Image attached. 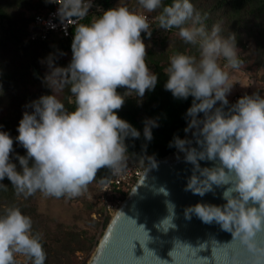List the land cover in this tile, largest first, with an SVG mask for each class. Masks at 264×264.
<instances>
[{
	"label": "clouds",
	"instance_id": "clouds-1",
	"mask_svg": "<svg viewBox=\"0 0 264 264\" xmlns=\"http://www.w3.org/2000/svg\"><path fill=\"white\" fill-rule=\"evenodd\" d=\"M45 2L59 5L55 15L62 25L74 26L72 58L66 67H60L56 56L47 57L48 71L42 82L52 94L41 95L25 106L31 111L23 112L15 137L26 150V155L15 157L19 171L10 160L14 140L0 131V181L7 178L15 194L25 199L37 192L57 199L74 198L87 191L100 169H108L112 175L127 170L125 140L138 139L141 133L119 118L117 111L127 96L134 93L142 100L146 91L155 89L158 78L146 62L147 46L141 34L151 38L150 21L144 13L159 9L155 17L159 28L177 29L182 41L199 52V57L177 53L165 69V90L176 99L193 98L184 131L192 132L198 147L178 136L169 145L193 165L184 190L203 197L214 186L223 188L226 201L222 206H189L184 210L185 219L191 220L195 214L205 224L215 221L231 233L232 241L243 245L249 264H264V239H258L264 236V97L258 92L244 95L225 111L234 85L225 68L241 70L245 66L235 35H222L218 24L208 30L203 23L206 17L202 18L190 0H173L170 5L163 0H137L143 11L116 6L88 24L80 21L89 15L92 0ZM221 61L226 62L223 67ZM121 87L127 89L124 95L117 92ZM65 88L74 97L72 111L58 98ZM158 126L156 120L144 121L146 141L153 139L152 128ZM200 161L214 162V166L201 167ZM139 163L147 170L158 167L150 156L141 157ZM0 189L7 191V185L0 183ZM155 191L170 195L164 186ZM165 203L170 215L157 227L167 232L176 227L172 222L175 205L170 200ZM32 228L31 217L18 207H9L0 215V264H17V255L31 264H45L47 254ZM233 264H238L236 258Z\"/></svg>",
	"mask_w": 264,
	"mask_h": 264
},
{
	"label": "trees",
	"instance_id": "trees-1",
	"mask_svg": "<svg viewBox=\"0 0 264 264\" xmlns=\"http://www.w3.org/2000/svg\"><path fill=\"white\" fill-rule=\"evenodd\" d=\"M117 1L99 0L98 2L104 7L114 8ZM134 2L138 4L137 0ZM163 2L165 5H170L173 0H163ZM190 2L201 13L202 18L206 17L203 23L214 25L222 22L221 34L224 36L236 32L237 45L241 44V35L236 29H242V33L252 38L257 58L264 60V0H190ZM49 7L50 3H46L45 0H0V126H2L0 131L9 133L14 140V151L10 154V160L17 165L18 171L20 165L15 157L17 154L26 155V150L15 140V137L19 134L17 128L23 112L31 111L25 106L41 95L52 94L51 89L42 82L48 71L47 57L50 54L56 56L55 63L60 67H66L71 61L65 52V42L60 38L55 37L56 39L51 38L47 41L29 39L32 17ZM159 12L158 9L152 14L158 15ZM100 15L102 14L88 15L80 22L88 24ZM72 31L74 32V29ZM174 31L178 30L173 28L165 31L159 28L158 22L152 27V34L160 33L166 42L172 40V43H175V48L169 53L188 55V52H184V47L187 45L182 39L172 36ZM141 36L147 35L142 33ZM189 47L191 51L197 49L192 45ZM60 52L65 55L60 56ZM164 53V51L157 53L147 50L146 62L158 78L155 89L146 91L142 100L135 97L134 93L133 96H127L123 107L117 111L119 118L129 122L141 133L138 139L125 140L129 158L138 163L141 157L150 156L158 159L173 152L175 147H170V143L175 136L183 138L188 123L186 112L193 98L189 96L186 100L176 99L170 91L165 90L164 84L168 78L165 69L169 67L170 62L165 57L167 53ZM126 91L127 89L123 87L117 89L121 95ZM58 98L69 111L74 110V97L71 96L68 88L59 93ZM146 119L156 120L159 125L152 128L153 139L150 142L146 141L143 135ZM142 166L146 167V165ZM108 176V169H100L93 182L102 184ZM0 183L7 185V191L0 189V215H3L9 207H18L23 214L31 217L32 230L40 235L47 254L45 264H76L73 259L75 252L86 254L94 249L98 239L94 240L85 231L69 228L44 217L36 209L34 195L27 199L17 196L7 178ZM107 221L108 218L103 220V229ZM23 258V261H19L16 257L17 264H31L26 257ZM86 262L87 259L79 264Z\"/></svg>",
	"mask_w": 264,
	"mask_h": 264
},
{
	"label": "water",
	"instance_id": "water-1",
	"mask_svg": "<svg viewBox=\"0 0 264 264\" xmlns=\"http://www.w3.org/2000/svg\"><path fill=\"white\" fill-rule=\"evenodd\" d=\"M236 102L230 101L225 111ZM182 139L192 140L191 146L198 147L191 131ZM155 160L158 167L144 168L111 215L86 264H233V258L238 264H249V254L243 245L238 240L232 241L231 233L223 231L215 221L205 224L195 214L191 220L185 219L184 210L189 206L225 204L224 189L214 186V191L203 197L185 191L193 165L186 163L184 153L176 148ZM200 164L214 166L210 161ZM161 186L167 188L169 196L156 193ZM166 200L175 205L172 222L176 226L167 232L157 227L170 215Z\"/></svg>",
	"mask_w": 264,
	"mask_h": 264
},
{
	"label": "rangeland",
	"instance_id": "rangeland-1",
	"mask_svg": "<svg viewBox=\"0 0 264 264\" xmlns=\"http://www.w3.org/2000/svg\"><path fill=\"white\" fill-rule=\"evenodd\" d=\"M127 6L129 9L143 11L139 8L138 4L134 0H118L115 6ZM153 16H157L152 13H148ZM220 27L223 25L222 22L216 23ZM208 30H211L212 24H205ZM228 30V29H227ZM226 30V31H227ZM241 35V44L237 45L239 50L240 58L245 61V66L241 70H225L230 72V82L234 83L231 93L228 95V100L238 101L244 95H252L258 92L262 97H264V60H259L257 58L256 47L252 41V38L247 34L242 33V29H236ZM236 34V32L232 33ZM176 39H178V31L172 33ZM173 37V38H174ZM144 40L147 50H152L153 52L164 51L165 57L168 58L170 62V57L174 53H169L172 48H175V43L171 41L166 42L162 34H152L151 38L147 36L142 37ZM183 44H181L182 47ZM184 47V52H188V55H194L199 57V52L197 49L190 50V45L186 44ZM178 46V45H177ZM164 47V49L162 48ZM55 51V50H54ZM56 52V51H55ZM226 62L221 61L222 67ZM1 115V113H0ZM100 183L92 182L89 184L88 189L82 195L74 198L61 197L59 199L54 197H48L40 192L34 195V203L36 205L37 211L44 217L49 218L55 222L61 223L64 226L73 228L79 231H85L89 236L93 237L94 240L100 238V234L103 232L102 222L105 218L108 221L114 212L115 206L112 205L110 208V213H105L104 204L101 197ZM107 221V222H108ZM103 229V230H102ZM94 250V249H93ZM93 250L90 253H74V262L79 264L85 259H89ZM19 261H23V256L17 255Z\"/></svg>",
	"mask_w": 264,
	"mask_h": 264
},
{
	"label": "built area",
	"instance_id": "built-area-1",
	"mask_svg": "<svg viewBox=\"0 0 264 264\" xmlns=\"http://www.w3.org/2000/svg\"><path fill=\"white\" fill-rule=\"evenodd\" d=\"M99 0H92L93 7L89 10V15L92 14H102L104 10L110 9V7H104L98 2ZM59 5L55 3H50V7L45 9L42 13H38L32 17V22L30 23V33L29 39L31 41H47L55 37L60 38L65 42L66 54L71 59V43L74 37V26L62 25L59 19L56 17ZM138 11V10H136ZM148 15L150 21V27L152 29L153 25L158 21L155 19L156 16ZM55 25L51 27L50 25ZM72 25V22L69 21ZM67 32V34H65ZM143 166L134 161L133 159L128 160L127 170L119 175H112L109 172L108 179L100 185L102 202L104 204L105 213H110V208L112 205L115 206L114 211L133 186V184L140 178L143 173ZM114 213V212H113Z\"/></svg>",
	"mask_w": 264,
	"mask_h": 264
}]
</instances>
